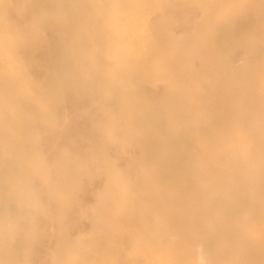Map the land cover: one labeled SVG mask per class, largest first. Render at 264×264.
I'll use <instances>...</instances> for the list:
<instances>
[{"label":"rangeland","instance_id":"1","mask_svg":"<svg viewBox=\"0 0 264 264\" xmlns=\"http://www.w3.org/2000/svg\"><path fill=\"white\" fill-rule=\"evenodd\" d=\"M0 264H264V0H0Z\"/></svg>","mask_w":264,"mask_h":264},{"label":"bare ground","instance_id":"2","mask_svg":"<svg viewBox=\"0 0 264 264\" xmlns=\"http://www.w3.org/2000/svg\"><path fill=\"white\" fill-rule=\"evenodd\" d=\"M58 138V137H57Z\"/></svg>","mask_w":264,"mask_h":264}]
</instances>
